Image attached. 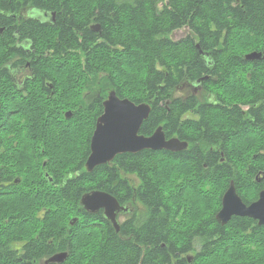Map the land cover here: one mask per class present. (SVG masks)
<instances>
[{
  "label": "trees",
  "instance_id": "1",
  "mask_svg": "<svg viewBox=\"0 0 264 264\" xmlns=\"http://www.w3.org/2000/svg\"><path fill=\"white\" fill-rule=\"evenodd\" d=\"M156 1L122 0L118 27L110 24L112 35H120V54L114 56L113 41L108 44L111 50L97 45L83 66L89 69V84L104 85L105 91L109 87L135 103L151 104L141 132L148 128L145 133L151 134L161 125L168 137L165 88L180 82L182 73L189 76L193 68L202 67L195 64L197 57L187 56L197 52L196 41L201 50H209L218 47L215 43L223 37L221 50L239 56L221 59L217 66H242L243 54L262 48L264 0H168L170 8L165 4L161 9ZM185 25L191 35L178 41L169 36ZM217 75L221 79L214 84L231 85L232 92L240 90L242 74ZM93 117L87 123L89 136L96 114ZM174 119L177 122L172 118V123ZM244 141L237 131L221 141L189 140L184 152L148 151L151 167L135 173L139 179L136 200L145 205L147 214L137 220L131 235L123 229L115 232L101 211L89 213L79 204L81 195L92 189L107 191L116 199L123 192L126 182L117 180L105 166L81 171L62 186L31 187L24 197L2 198L0 264H38L59 251L68 252L61 264H264V232L248 234L247 218H232L221 225L214 216L230 180L240 196L245 185L250 186L242 169ZM215 146L225 151L222 162L218 152L214 157L210 150ZM124 157L117 155L115 160L137 164L146 158L145 152ZM249 182L253 181L249 178ZM73 217L77 220L70 225ZM185 228L195 230L185 232Z\"/></svg>",
  "mask_w": 264,
  "mask_h": 264
},
{
  "label": "flooded vegetation",
  "instance_id": "2",
  "mask_svg": "<svg viewBox=\"0 0 264 264\" xmlns=\"http://www.w3.org/2000/svg\"><path fill=\"white\" fill-rule=\"evenodd\" d=\"M121 1L0 0V200L23 197L31 187L55 188L86 170L96 120L104 112L103 102L108 93L114 91L88 83L86 60L97 45L103 49L109 46L111 50V41L116 43L112 49L114 56L120 54V35H112L110 24L113 22L114 29L118 27ZM165 4L168 0L156 1L159 9ZM191 34L185 25L169 36L178 41ZM223 41V37L218 38V47L209 50L197 48L196 41L197 52L187 56L198 58L195 64L202 67L193 68L192 75L200 74L192 78L191 74L182 73L180 82L166 86L165 137L185 140L189 147V140L221 141L239 131L245 140L242 169L246 184L250 185L240 198L249 205L264 190V34L259 35L261 58L246 60L245 53L239 62L242 66L235 68L217 66L221 59L239 56L222 51ZM182 70H186L184 65ZM219 73L242 74L240 90L226 91L214 84L221 79ZM95 114L89 136L87 123ZM172 118H177V122L174 119L172 123ZM147 130L139 129L138 134L148 136ZM212 149L213 156L218 152L222 162L225 151L219 146ZM150 150L117 154L126 158L145 152V163L140 159L137 164H125L123 159L115 160L116 155L98 165L114 171L117 180L126 182L123 192H118L117 200L123 209L116 213V219L120 229L130 235L137 220H143L147 214L145 205L136 200L139 179L135 173L151 167ZM220 207L221 199L217 211ZM99 211L103 214L102 209ZM236 217L250 220L244 224L248 234L264 232V224L257 220L241 216H232L230 220ZM44 259H39L38 264Z\"/></svg>",
  "mask_w": 264,
  "mask_h": 264
},
{
  "label": "water",
  "instance_id": "3",
  "mask_svg": "<svg viewBox=\"0 0 264 264\" xmlns=\"http://www.w3.org/2000/svg\"><path fill=\"white\" fill-rule=\"evenodd\" d=\"M199 48V45L196 44ZM246 60H259L261 52L252 50L244 55ZM202 77L201 79H205ZM104 112L95 123L90 137V153L86 159V170L91 172L94 167L112 160L123 152H138L144 149L153 151L167 150L179 152L188 147V142L177 137L166 138L161 125L148 135H139L142 122L147 119L151 106L149 103H135L127 97L119 98L114 91L108 93L103 102ZM80 206L89 213L103 210V216L111 224L115 232L120 229L116 213L123 209L118 200L104 190L94 189L84 192L79 199ZM232 216L250 217L264 224V190L254 202L246 205L236 192L234 183L229 181L221 196V207L215 214V219L221 225L226 224ZM76 217L70 219L74 225ZM68 257L67 251H59L44 259L42 264H61ZM190 261V257H188Z\"/></svg>",
  "mask_w": 264,
  "mask_h": 264
},
{
  "label": "rangeland",
  "instance_id": "4",
  "mask_svg": "<svg viewBox=\"0 0 264 264\" xmlns=\"http://www.w3.org/2000/svg\"><path fill=\"white\" fill-rule=\"evenodd\" d=\"M183 31H184V29H183ZM172 38L175 39L173 36H172ZM228 44H230V40H228ZM75 78H76V76H74V79H75ZM225 86H226V85H225ZM225 86L222 87V90L231 91V88H225ZM223 88H224V89H223ZM109 89H110V88H109ZM229 147H230V142H229L227 148L229 149ZM229 150H230V149H229ZM61 186H62V184H61ZM92 190H94V189H92ZM246 190H249V189H248V188L246 187V185H245V187H244V189H243L242 192H244V191H246ZM28 194H29V193L25 194V196L28 195ZM247 194L251 195V193H247ZM23 197H24V196H23ZM184 231L187 232V228H185ZM261 234H262V233H261ZM191 256H192V254L190 255V257H191Z\"/></svg>",
  "mask_w": 264,
  "mask_h": 264
}]
</instances>
